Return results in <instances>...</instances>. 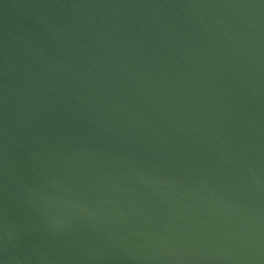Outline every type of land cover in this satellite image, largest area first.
I'll return each mask as SVG.
<instances>
[{
  "label": "water",
  "instance_id": "95a60500",
  "mask_svg": "<svg viewBox=\"0 0 264 264\" xmlns=\"http://www.w3.org/2000/svg\"><path fill=\"white\" fill-rule=\"evenodd\" d=\"M0 264H264V0H0Z\"/></svg>",
  "mask_w": 264,
  "mask_h": 264
}]
</instances>
